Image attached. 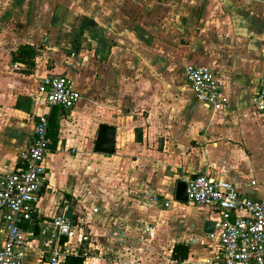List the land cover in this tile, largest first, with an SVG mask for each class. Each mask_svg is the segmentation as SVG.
Returning a JSON list of instances; mask_svg holds the SVG:
<instances>
[{"label": "crops", "instance_id": "1", "mask_svg": "<svg viewBox=\"0 0 264 264\" xmlns=\"http://www.w3.org/2000/svg\"><path fill=\"white\" fill-rule=\"evenodd\" d=\"M24 45L34 55L18 61ZM189 65L214 72L225 108L195 99ZM60 73L81 98L50 110L23 264L47 263L50 221L69 206L75 232L64 239L82 264H218L220 245L204 232L207 221L216 231L218 213L174 191L205 173L264 200V114L254 103L264 85V0H0V170L47 111L40 81ZM102 123L115 128L112 153L94 150ZM175 245L187 247L185 258H173Z\"/></svg>", "mask_w": 264, "mask_h": 264}, {"label": "built area", "instance_id": "2", "mask_svg": "<svg viewBox=\"0 0 264 264\" xmlns=\"http://www.w3.org/2000/svg\"><path fill=\"white\" fill-rule=\"evenodd\" d=\"M75 56L70 52V58ZM19 63H14L17 67ZM185 79L195 99L211 110H221L226 99L214 72L207 67L189 65ZM41 100L47 111L37 114L27 148L17 154V161L10 167L3 164L0 170V264H23L26 249V225L38 212L37 202L45 181V161L50 150L48 135L49 113L54 107L73 108L80 100V92L73 87L65 73L51 74L39 84ZM254 103L264 114V85H260ZM186 202L205 205L215 210L219 219L216 231L208 237L217 239L221 253L218 264H264V200L244 198L234 183L216 180L199 173L186 180ZM155 201V199H152ZM50 238L44 244L46 264H66L69 247L64 237L75 232L72 220L63 213L50 221ZM151 228L146 231L151 234ZM86 239V236H82Z\"/></svg>", "mask_w": 264, "mask_h": 264}, {"label": "water", "instance_id": "3", "mask_svg": "<svg viewBox=\"0 0 264 264\" xmlns=\"http://www.w3.org/2000/svg\"><path fill=\"white\" fill-rule=\"evenodd\" d=\"M115 146V128L111 125L100 124L96 135L94 150L101 153H112ZM174 198L179 202H186V181L179 180L176 182ZM64 216L72 219V207L69 206L64 211ZM213 230V222H205L204 232L210 233Z\"/></svg>", "mask_w": 264, "mask_h": 264}, {"label": "trees", "instance_id": "4", "mask_svg": "<svg viewBox=\"0 0 264 264\" xmlns=\"http://www.w3.org/2000/svg\"><path fill=\"white\" fill-rule=\"evenodd\" d=\"M34 55V51L27 45L19 46L17 49V57L15 59H19L18 61H26L29 57ZM48 135L50 137V119H49V130ZM187 247L185 245H175L172 251V256L174 259H183L187 255ZM83 257L80 254L77 255H68L66 257V264H82Z\"/></svg>", "mask_w": 264, "mask_h": 264}, {"label": "rangeland", "instance_id": "5", "mask_svg": "<svg viewBox=\"0 0 264 264\" xmlns=\"http://www.w3.org/2000/svg\"><path fill=\"white\" fill-rule=\"evenodd\" d=\"M37 52H38V51H37ZM69 55H70V52H67V53H66V57H65V58H66V61H65V63H64L66 67H69V65H72V64H71V61L68 62V59H67ZM185 76H186V75H185ZM59 109H61V108H59Z\"/></svg>", "mask_w": 264, "mask_h": 264}]
</instances>
